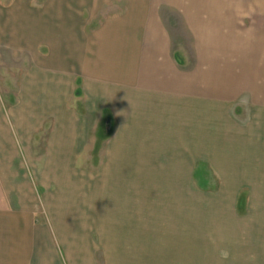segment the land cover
<instances>
[{"label": "crops", "instance_id": "obj_1", "mask_svg": "<svg viewBox=\"0 0 264 264\" xmlns=\"http://www.w3.org/2000/svg\"><path fill=\"white\" fill-rule=\"evenodd\" d=\"M15 1L28 7L31 0ZM46 3L47 14L37 9L29 18L20 10L11 21L14 29L1 26L7 43L0 45V55L7 63L0 67L20 73V89L14 107L7 112L0 107V264H96L87 250L88 226L74 228L68 218L77 195L69 170L88 149L92 128L95 144L108 142L98 183L114 184L97 195V247L105 262L116 261L106 247L151 248L156 236L161 246L182 245L175 238L183 231L180 184L198 172L209 181L213 174L220 188L234 191L226 193L230 198L241 199L245 192L264 199V68L256 67L255 81L244 80L238 92L229 76L204 78L198 64L186 71L171 57L169 34L154 31L150 18L131 8L90 29L81 2ZM3 12L0 7V22ZM237 94L240 119L232 110ZM46 126L45 151L54 154L38 164L27 156ZM102 126L109 128L107 139ZM154 183L171 184L170 190ZM88 202L87 196L81 209L88 210ZM257 207L264 215V205ZM138 208L148 210V222L138 218ZM245 208L244 213L251 209ZM63 213L58 227L56 215ZM240 226L243 239L248 222ZM263 226L256 222L255 230ZM165 230L173 234L163 238L158 231Z\"/></svg>", "mask_w": 264, "mask_h": 264}, {"label": "rangeland", "instance_id": "obj_2", "mask_svg": "<svg viewBox=\"0 0 264 264\" xmlns=\"http://www.w3.org/2000/svg\"><path fill=\"white\" fill-rule=\"evenodd\" d=\"M75 1L81 2L82 14L84 18H89L90 29L91 26L96 27L110 19L124 16L130 8V11L132 10L135 15L140 16L141 14L146 19L149 17V20L152 21L149 26L153 27L154 31L158 30L161 34H169L171 57L174 55V59H178L186 71L191 69L193 64H198L204 78H210L214 74L216 79L223 80L229 76L234 82L232 83L233 89L237 88L238 92L243 90L240 88V84L244 80L245 83L248 79L255 81L258 74L255 70L256 67L264 68V0ZM46 2L48 0H31L28 7H23L16 4L15 0H0L2 3L0 7L3 10L6 9L8 13L3 12L5 15L4 21L0 22V33L1 26H4L2 27L4 29H7V24L8 29L16 27V23L11 21L19 14L20 10L30 18V14L36 12L37 9L45 11L47 9ZM44 13L47 14V11ZM1 36L4 34H0ZM6 43V39L0 38V45ZM5 63H7L6 57L0 55V65ZM210 68L215 71L209 72ZM226 69L228 70L226 71ZM19 78L20 73H17L16 70L0 67V107L5 112L16 105V92L20 89ZM217 89H219L218 92L223 90L222 87ZM238 98L239 96L234 101ZM240 101V98L235 101L232 109L234 116L238 119L241 116ZM251 104L249 103V105ZM108 130L109 128H104V126L99 129L101 134L106 133V139L109 137ZM49 131L50 126H46L44 132H40L42 136L32 139L31 148L33 149L27 156L31 161H36L39 164L48 153L54 154V152L45 151L47 138L50 135ZM89 139L88 149L85 146V150L81 152V155L79 154L81 159H78V165L69 170V174L73 176L69 185L73 193H77V195L71 200L72 208L68 210L70 213L68 218L71 217L70 222L74 228L80 226V223L88 226L89 246L87 250L89 257L96 264H264V230L262 228L255 230L256 222L264 224V215H259L257 212V206L264 205V199L247 198L245 192L241 193L243 196L241 199L230 198L229 195L234 194V191L228 189L229 192H225L220 188L221 183L216 180L213 174L209 176L211 180L209 181L208 177L202 179L199 172L195 174L193 181L180 184L183 185L185 192L183 231L182 236L179 232L175 238H181L178 242L182 245L178 247L176 245L161 246L159 244L161 237L156 236L159 240H154V246L151 248L106 247L104 248L105 253H112L111 256H114L110 258L116 261L105 262L102 248L97 247L99 233L97 230L99 214L97 195L104 189L111 190L114 184L98 183V176L103 175L102 160L108 153V150H104L103 147L106 149L108 142L102 144V140H98L95 144L93 128ZM21 153L22 159L25 160L22 151ZM205 169L207 168L202 167V171ZM107 174L108 172L105 171L106 179ZM170 185L154 183L158 190L162 189V186H166L163 187V190H170ZM143 189L144 186L138 188V190ZM80 192L84 193L83 199H80ZM87 196L88 210H85L84 207L81 209L79 203L83 200L86 204ZM247 205L251 209L244 213ZM139 209L142 214L138 215V218H142L143 222H148V218L144 220L148 210L138 208V211ZM164 211L167 213L169 210L165 208ZM65 216L63 213L54 217L58 227H60L59 224H64L62 219H65ZM153 216L152 224H156L157 217L154 213ZM242 220L248 222L249 228L244 231L243 239L239 235ZM176 225L180 224L178 225L176 221ZM158 232L162 234L163 238H168V235L173 234L166 230ZM72 233L79 235L81 232L74 231ZM83 237H85L84 232ZM168 242L170 243V241ZM128 250L131 255H128ZM124 251H126V255ZM129 258L136 260L123 261ZM149 258L152 261L148 262ZM161 259H163L162 262Z\"/></svg>", "mask_w": 264, "mask_h": 264}]
</instances>
